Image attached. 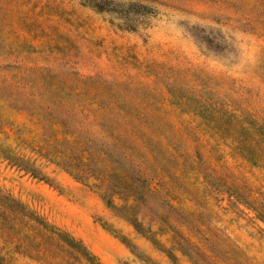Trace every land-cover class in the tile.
I'll return each instance as SVG.
<instances>
[{
	"label": "rangeland",
	"instance_id": "1",
	"mask_svg": "<svg viewBox=\"0 0 264 264\" xmlns=\"http://www.w3.org/2000/svg\"><path fill=\"white\" fill-rule=\"evenodd\" d=\"M88 127L148 177L159 244L41 156ZM58 234L100 264H264V0H0V264H90Z\"/></svg>",
	"mask_w": 264,
	"mask_h": 264
},
{
	"label": "trees",
	"instance_id": "2",
	"mask_svg": "<svg viewBox=\"0 0 264 264\" xmlns=\"http://www.w3.org/2000/svg\"><path fill=\"white\" fill-rule=\"evenodd\" d=\"M69 134V137L65 136L58 141L57 148L47 149L41 153V156L97 193L109 207L130 222L138 232L159 244L156 232L152 231L151 226L145 229L138 221L140 208L148 197L155 194V190L151 187L148 177L140 172L131 155L122 151L117 142H109L105 132L99 138V134L93 133L88 127L80 131H71ZM5 158L27 173L36 176L42 174L41 169L36 165V160L31 157L6 155ZM149 212L151 223L153 218L160 219L165 215L164 212L154 209H149ZM164 223L168 225L167 222ZM158 230L162 228L159 227ZM59 237L60 234H58ZM60 238L59 240L63 241L71 253L75 251L74 254L86 258L90 264H100L82 243L68 236ZM172 250L168 249V254L174 258Z\"/></svg>",
	"mask_w": 264,
	"mask_h": 264
}]
</instances>
